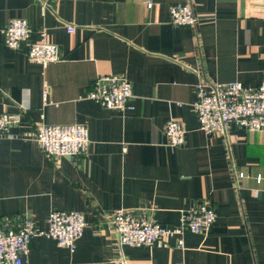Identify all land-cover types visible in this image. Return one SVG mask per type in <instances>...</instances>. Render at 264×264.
<instances>
[{"label": "crops", "instance_id": "crops-1", "mask_svg": "<svg viewBox=\"0 0 264 264\" xmlns=\"http://www.w3.org/2000/svg\"><path fill=\"white\" fill-rule=\"evenodd\" d=\"M187 1L200 22L173 24L170 6ZM15 18L27 19L31 41L46 32L61 60L43 65L27 44L7 46ZM103 74L131 81L126 110L88 97ZM203 81H264L262 0H0V112L16 119L0 135V220L22 215L46 230L51 212L81 211L87 221L74 250L34 237L26 264H264V131L202 130ZM170 118L187 129L178 147L167 144ZM41 122L87 125L88 151L49 157L34 134ZM203 201L217 219L207 235L187 231L183 246L179 237L121 246L111 225L115 211L132 209L175 227Z\"/></svg>", "mask_w": 264, "mask_h": 264}, {"label": "built area", "instance_id": "built-area-1", "mask_svg": "<svg viewBox=\"0 0 264 264\" xmlns=\"http://www.w3.org/2000/svg\"><path fill=\"white\" fill-rule=\"evenodd\" d=\"M43 7H49L51 0H39ZM264 2V0H262ZM148 8L153 6L148 2ZM172 23L179 26H196L200 17L195 13L190 1L177 2L170 6ZM73 31V27L69 28ZM6 45L19 49L28 45L30 59L47 65L61 60L59 46L52 42L46 32L39 40L31 41L32 28L27 19H12L5 28ZM49 89H45V97ZM88 97L110 109L126 110L133 97L131 81L118 74L99 75ZM194 110L202 130L227 137L232 124L253 131H264V81L255 87L233 81L211 85L205 82L198 85V99ZM16 119L7 112H0V135H7ZM187 129L182 121L170 118L166 123L167 144L178 147L185 143ZM36 140L51 158L68 156L76 158L85 154L91 139L87 125L83 123L48 124L41 122L35 129ZM243 173H240V177ZM261 175L258 181H261ZM217 219L216 210L208 201H203L188 209L182 215L181 224L167 227L159 223L152 213L132 209L115 211L111 225L119 235L120 245L136 247H165L169 239L179 237L178 243L184 245L183 235L192 233L208 234ZM48 229H41L33 219L22 215L4 217L0 220V264H26L25 257L31 249L32 239L46 236L57 241L58 245L75 249L78 239L87 224L81 211H53L49 215Z\"/></svg>", "mask_w": 264, "mask_h": 264}]
</instances>
